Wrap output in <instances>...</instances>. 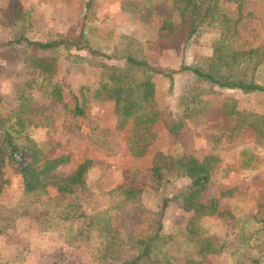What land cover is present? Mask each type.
Returning a JSON list of instances; mask_svg holds the SVG:
<instances>
[{"label":"rangeland","instance_id":"374dc122","mask_svg":"<svg viewBox=\"0 0 264 264\" xmlns=\"http://www.w3.org/2000/svg\"><path fill=\"white\" fill-rule=\"evenodd\" d=\"M170 3L0 0L2 111L15 110L21 101L17 96L23 90L30 97L31 116L26 127L29 137L47 153L69 156L68 163L59 166L57 172L65 174L83 158L90 160L84 186L76 192L77 200L72 196L55 197L51 189L44 194H24L19 180L5 170L8 182L0 189V264H96L101 238L93 226L84 222L86 215L96 212L104 214L122 241L118 250L122 259L133 255L128 237L138 232L136 225L143 219L160 220L161 234L169 237L165 246L173 258H178H170V263L179 262L188 253L201 264H234L256 256L264 248V237L253 233L258 226L255 218L264 216V139L257 138L245 125L233 128L235 117L227 115L223 108L225 105L259 114L264 111V93H243L194 82L191 72L180 66L198 65L209 56L216 31L201 25L185 45L159 47L156 30L165 14L173 15ZM222 11L236 16L235 5L230 1L223 2ZM238 13L236 42L259 47L253 77L262 83L264 0H242ZM79 30L91 49L106 55H112L114 49L115 55L104 57L83 47L62 45L32 52L26 42L67 39ZM19 37L22 38L16 41ZM122 49L143 56L157 69L151 77L156 121L139 155L127 149L130 123L116 127L111 103L91 98L101 72L100 63L120 66ZM72 54L82 59H73ZM33 55L51 60L50 81L60 85L64 105L36 89L41 77L31 64ZM25 81H30L29 88L22 86ZM79 87L89 92L84 114L74 116L69 91L78 94ZM184 106L190 111L187 117L183 116ZM178 121L181 126L169 132V125ZM157 153L211 157L209 180L198 199L203 202L214 198L215 211L197 218V223L200 232L218 245L215 253L195 255L194 247L187 246L184 224L191 213L182 209L178 195L187 179L173 177L155 184L149 167ZM130 180L141 186V192L116 209L114 205L121 199L119 187H125ZM66 209L77 215L66 216Z\"/></svg>","mask_w":264,"mask_h":264},{"label":"trees","instance_id":"16d2710c","mask_svg":"<svg viewBox=\"0 0 264 264\" xmlns=\"http://www.w3.org/2000/svg\"><path fill=\"white\" fill-rule=\"evenodd\" d=\"M170 1L173 15L165 14L156 30V41L159 47L185 45L201 25L210 26L216 31L210 43L209 56L204 57L198 65L180 66L182 70L191 72L194 82L209 87L238 89L243 93L252 91L264 93V81L257 82L253 77V72L259 62V47L240 46L236 42V25L240 20L238 11L242 0ZM226 1L234 3L235 17L222 11V4ZM172 16L174 20L171 19ZM21 38H17L16 41ZM26 42L31 46L32 52L46 51L62 45L75 49L83 47L89 53L104 57L115 55L114 49L111 51L112 55L91 49L82 30L67 39L58 37L44 42ZM119 56L123 58L120 66L100 63L101 72L91 91V98L98 102L109 101L111 103L116 127L122 128L127 122L130 123L126 139L127 149L131 154L139 155L151 137V125L156 121L154 84L151 77L157 73V69L150 65L143 56H136L129 49H122ZM71 57L82 59L75 54ZM31 64L41 77L36 89L44 97L64 105L60 85L50 81L51 60L33 55ZM166 76L170 78L169 75ZM30 81L22 83L24 89L31 86ZM87 92H89L88 89L83 87L78 88V94L69 91L72 115L82 116L84 114ZM17 98L21 101L15 110L3 112L0 104V189L8 182L4 175L5 170H8L19 180L24 194H44L51 189L55 197L72 196L73 200H77L76 192L84 186V175L90 160L83 158L72 170L59 174L57 168L68 163V154L47 153L35 144L26 129L31 116L28 111L30 97L21 90ZM223 108L227 115L235 117L233 128L245 125L254 132L257 138L264 139V111L256 114L243 110L238 111L225 105ZM183 110V116L190 115L187 106H184ZM180 126V121L174 122L169 125L168 131L175 132ZM210 159L209 156L198 159L187 154L164 156L157 153L149 167L155 184L166 182L173 177L187 179V183L180 189L178 195L181 198L182 209L191 213L184 224V234L187 246L194 247L192 253L195 255L215 253L219 249L218 245L213 243L208 236L200 232L199 223H197V218L215 211L216 200L214 198L203 202L198 199L199 193L209 180L212 165ZM119 189L121 199L114 205L116 209H121L130 198L141 192V186L131 180L125 187H119ZM66 211L69 212L66 216L77 215L69 209ZM84 222L93 226L101 238L96 254V264H201V261L188 253L184 254L179 262L170 263V258L173 257L169 248L165 246L166 239L169 237L161 234V223L158 218L139 221L136 225L138 232L135 231L128 237V244L131 245L134 253L127 259H122L118 255L122 241L110 227L104 214L100 212L88 214ZM255 222L258 226L253 233L264 237V216L255 218ZM142 228L145 229L142 230ZM261 250L256 256L245 257V260L234 264H264V248L261 247ZM176 259L178 258H173L174 261Z\"/></svg>","mask_w":264,"mask_h":264}]
</instances>
